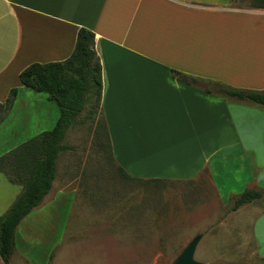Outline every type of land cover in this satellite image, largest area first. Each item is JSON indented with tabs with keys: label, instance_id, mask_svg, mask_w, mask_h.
I'll return each instance as SVG.
<instances>
[{
	"label": "crops",
	"instance_id": "obj_1",
	"mask_svg": "<svg viewBox=\"0 0 264 264\" xmlns=\"http://www.w3.org/2000/svg\"><path fill=\"white\" fill-rule=\"evenodd\" d=\"M80 28L94 34L116 166L147 179L193 181L206 171L229 206L246 190L261 191L231 215L264 264V107L214 90L217 83L264 91V8H231L227 0H0V103L16 88L24 116L52 126L53 102L18 75L32 63L66 60ZM174 72L203 82H182ZM71 193L55 172L33 210ZM27 217L8 264L30 262L16 248L17 237L39 235Z\"/></svg>",
	"mask_w": 264,
	"mask_h": 264
},
{
	"label": "rangeland",
	"instance_id": "obj_2",
	"mask_svg": "<svg viewBox=\"0 0 264 264\" xmlns=\"http://www.w3.org/2000/svg\"><path fill=\"white\" fill-rule=\"evenodd\" d=\"M255 1L227 0L231 8L242 10L253 7ZM51 107L56 118L47 126L24 116L18 96L0 121V157L50 131L58 118L56 105L51 103ZM92 108V103L86 105L75 126L67 131L64 143L70 149L63 150L56 160V184L75 194L31 211L27 220L38 237L27 242L16 239V248L25 252L28 262L172 264L185 246L201 235L193 257L198 262L262 264L252 239L238 229L237 216L229 211L232 204L218 199L206 171L193 181L140 183L121 178L108 150L110 142L102 134L104 116L100 107L94 109L95 115L89 114ZM2 116L0 112V120ZM21 191L0 173V216Z\"/></svg>",
	"mask_w": 264,
	"mask_h": 264
},
{
	"label": "trees",
	"instance_id": "obj_3",
	"mask_svg": "<svg viewBox=\"0 0 264 264\" xmlns=\"http://www.w3.org/2000/svg\"><path fill=\"white\" fill-rule=\"evenodd\" d=\"M253 7L264 8V0H256ZM177 79L188 84L203 82L174 72ZM20 85L35 93H44L58 110V119L50 131L22 143L19 147L0 157V173L8 183L22 187L21 194L0 216V257L8 264L15 248V230L21 220L38 207L50 191L55 178L56 160L70 146L64 143L66 133L76 124V119L85 106L92 103L89 114L95 115L100 107L102 91L101 64L94 51V34L80 28L76 35L71 55L62 62L32 63L18 75ZM217 92L225 97L246 101L264 107V91L235 89L215 83ZM17 90L9 91L0 103L2 121L11 111ZM104 138L109 142L105 120H102ZM102 137V135H101ZM108 150H111L108 147ZM119 176L127 181L151 183L156 180H141L117 168ZM262 197L261 191L246 190L233 201L230 212Z\"/></svg>",
	"mask_w": 264,
	"mask_h": 264
},
{
	"label": "water",
	"instance_id": "obj_4",
	"mask_svg": "<svg viewBox=\"0 0 264 264\" xmlns=\"http://www.w3.org/2000/svg\"><path fill=\"white\" fill-rule=\"evenodd\" d=\"M202 236L196 235L181 251L179 256L172 262V264H203L194 260V253L198 243L200 242Z\"/></svg>",
	"mask_w": 264,
	"mask_h": 264
}]
</instances>
